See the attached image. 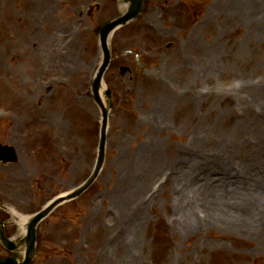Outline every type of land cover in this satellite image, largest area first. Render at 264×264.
Segmentation results:
<instances>
[{"label": "rangeland", "instance_id": "1", "mask_svg": "<svg viewBox=\"0 0 264 264\" xmlns=\"http://www.w3.org/2000/svg\"><path fill=\"white\" fill-rule=\"evenodd\" d=\"M89 1L41 0L17 14L6 9L5 18L12 22L0 46L5 49L0 50V106L13 108L18 118L0 122V137L11 143L26 133L27 149L41 143L31 160L21 151L29 163L0 162V188L6 190L0 198H15L12 202L26 213L80 185L95 166L101 111L89 95L100 56L94 30L122 6L117 0H98L85 20L76 8ZM186 1L170 0L186 14L178 35L171 29L169 35L157 36L166 30L153 11L167 0H149L150 13L112 38L114 53L129 52L116 58L106 74L114 103L104 166L83 194L39 226L41 252L34 264H264V255L257 252L260 241L236 230L238 215L250 208L257 222L253 234L264 228V170L257 174V165L264 167V151L250 155L252 149L245 146L252 138L254 151L264 150V12L250 6L243 15L241 0H205L212 7ZM227 1L232 9L240 3L236 19L223 10ZM19 15L23 21H16ZM146 16L155 33L144 30ZM169 42L174 44L167 48ZM193 61L197 65H190ZM122 65L131 71L121 74ZM208 65L215 67L212 78L205 72ZM171 71L173 78H168ZM49 75H54L52 82L43 80ZM64 78L67 85L60 86ZM46 83L54 87L43 91ZM240 83L250 90L235 89ZM64 144L67 156L56 153ZM48 162L50 178L16 179L41 166L48 169ZM131 176L135 182L130 185ZM207 180L232 190L222 195V205L196 189ZM120 184L130 185L125 193L130 203L123 204L131 207L118 214L112 197ZM182 207L190 210L192 220L178 216ZM2 216L13 234L11 216L5 211ZM137 216L144 233L149 229L141 239L126 230ZM238 237L249 239L246 246ZM211 240L218 242L208 248ZM216 250L228 253L217 255ZM0 253H7L1 245Z\"/></svg>", "mask_w": 264, "mask_h": 264}, {"label": "bare ground", "instance_id": "2", "mask_svg": "<svg viewBox=\"0 0 264 264\" xmlns=\"http://www.w3.org/2000/svg\"><path fill=\"white\" fill-rule=\"evenodd\" d=\"M219 1L222 2V0H219ZM241 1H242L243 6L245 7L243 15H246V13H247L248 9L250 8V6H260L261 9L264 12V0H254V1H252V0H241ZM8 5H9V3L6 0H0V6H8ZM223 10H225V11L229 10L231 12V16H230V17H232L231 19H236L237 15L241 13V5H240V3H238L236 6H233V9H232L231 7H229V1H227L223 5ZM207 70L211 74V78H212L214 76L213 73H215V67L212 66V65H208V67L205 69V72ZM196 71L198 72V69ZM248 85L250 86V84H248ZM235 89H237L240 92H245V91L250 90V87H248L245 84L240 83L237 86H235ZM185 102L187 104L189 103L187 101H185ZM237 131H240V130L237 129ZM251 131H253V129H249L247 131V133L249 134ZM254 131H255V129H254ZM240 132L243 134L242 131H240ZM192 139H194V140L200 139V135H192ZM255 140H256V142H258L257 139H255ZM260 140H262V139H260ZM254 142L255 141L252 138H247L245 146H246L247 149L248 148L252 149V150H250V152H251V153H249L250 155H256V156L260 155L261 156V153H263L264 150H262V151L258 150V152L254 151V149H253V147H254L253 143ZM201 155L203 156V154H201ZM263 170H264V167L259 163L257 165V174H261L263 172ZM131 178L132 179L129 180V184L130 185L133 182H135V178L132 177V176H131ZM180 181H181V179H180ZM24 182H28V180H24ZM220 182H221V184L223 186H225V182L224 181H220ZM130 185L124 188L123 185L120 184L118 190L114 191V193H116V195L114 197H112V199H113V201H112L113 206L112 207L115 209V211L118 212V214H120V212H121L123 207H128V208L131 207V206H128L126 204H123L125 202H129V200H130V198L125 195V193H127L128 188L130 187ZM252 186H253V190L254 191L257 190V189H255L257 185L252 184ZM196 189L199 192L201 190H204L206 193H208L209 197L211 198L210 202L213 203V204H216L217 206L222 205V195L224 193L229 194L230 191H232V190H229V188H226V190L222 189L221 185L216 187V185L214 183H212L211 181H208V180L203 182V184L198 185L196 187ZM140 190H141V188H140ZM259 191H261V190H259ZM255 192H257V191H255ZM231 197H234V196L231 195ZM178 198H181V197H178ZM131 205H132V203H131ZM132 208L133 209L135 208V204L132 205ZM112 211H113V209H112ZM127 212H129V211L124 209V211H122V214L126 215ZM252 212H253V209L250 208L248 212L244 211L243 213L238 215L237 220L239 221L240 225L236 228V230H238L240 233L247 234V236H245V237H247V238H249L251 240H254V239L255 240L256 239L259 240L260 241V245L258 246V251L257 252L261 253L262 255H264V228L259 226L258 234H256V235L253 234V229H255L257 227V222L250 215ZM178 214H179L178 216L182 217L183 219L192 220V215L190 213V210L185 208V207L179 208L178 209ZM216 214H217V216H219V213L216 212ZM140 220H141V218L139 216L134 217L132 220L130 219L129 223H128L127 227H126V230H127V233H132L133 235L136 236V238H140L141 239L145 235H147V233L149 232V229L144 233V231L146 229L141 226ZM173 232L175 233L176 231L174 230ZM174 233H172V234H174ZM175 234H177V233H175ZM184 235L186 237H188V239L193 237L187 231H184ZM249 239L239 238V240L242 243L243 242L247 243V241ZM217 242H218L217 240H211V241L208 242L207 247L208 248L209 247L210 248L214 247V245ZM245 243H243L244 246H246ZM215 253L217 255H221L222 253H228V252H223V251H220V250H216ZM204 255L205 254L203 253V256L199 257V260H203Z\"/></svg>", "mask_w": 264, "mask_h": 264}, {"label": "water", "instance_id": "3", "mask_svg": "<svg viewBox=\"0 0 264 264\" xmlns=\"http://www.w3.org/2000/svg\"><path fill=\"white\" fill-rule=\"evenodd\" d=\"M126 18H127V17H124V19H122L121 21L125 22V21H126ZM118 23H119V22H118ZM47 213H48V211L42 212V213H40L39 215H37V216L33 219L32 224H31V226H30L28 239L31 238V236H33V241L35 240V230H34V225L36 226V223H37V222H38L43 216H45ZM33 241H32V242H33ZM5 243H6V245L9 246V247L13 246V244L10 243L9 241H6ZM29 246H31V244H30ZM33 251H34V250H32L31 254H28V255H27V257H26V259H25V261H24L23 263H19L18 261L13 260V262L10 261V264H30V262H31V258H32V256H33ZM0 264H3V263H0ZM5 264H8V263H5Z\"/></svg>", "mask_w": 264, "mask_h": 264}]
</instances>
